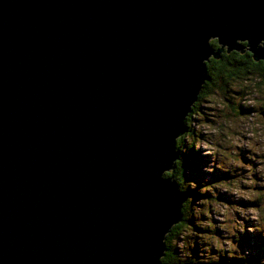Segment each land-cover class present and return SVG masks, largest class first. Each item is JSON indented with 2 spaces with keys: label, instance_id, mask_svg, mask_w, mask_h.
I'll return each instance as SVG.
<instances>
[{
  "label": "water",
  "instance_id": "1",
  "mask_svg": "<svg viewBox=\"0 0 264 264\" xmlns=\"http://www.w3.org/2000/svg\"><path fill=\"white\" fill-rule=\"evenodd\" d=\"M261 39L264 0H0V264H161L206 63Z\"/></svg>",
  "mask_w": 264,
  "mask_h": 264
},
{
  "label": "clouds",
  "instance_id": "2",
  "mask_svg": "<svg viewBox=\"0 0 264 264\" xmlns=\"http://www.w3.org/2000/svg\"><path fill=\"white\" fill-rule=\"evenodd\" d=\"M257 46L264 47V39H261ZM228 86L240 94L227 95L226 98L231 101L230 105L216 102L211 105L214 111L205 110L203 115L198 105L193 107L196 93L185 113L186 115L191 112L190 123L186 127L184 115L183 131L174 137V150L182 158L188 153L177 151V137H181L185 146L191 145L193 151L201 146H207L206 150L196 151L205 158V163L201 166L202 178H197L199 182L192 179L195 181L192 188L196 191L192 192L196 198V205L192 207L191 214L195 217L197 229L209 230L208 233H200L187 228L179 234L178 239H173L171 243L179 250L174 264H222V261L224 264H230L232 261H238L239 264H264V255H255L250 261L249 257L253 255L251 250L240 246L242 236L258 233L264 238V198L257 199V194L253 191L255 186L264 188V135L250 137L249 121L258 119L257 113L242 116L237 110L241 105L254 104L255 93L232 81L228 82ZM214 94L224 97V93ZM200 103L203 104V99ZM205 119L212 123L211 128L205 126ZM202 132L206 133L203 138L200 137ZM209 152L214 158H209ZM241 155L245 157L247 163H241ZM217 169L223 173L234 174L235 179L228 180L226 184L205 187L220 178ZM242 186L247 187L244 189ZM204 193L207 195H203ZM232 193L236 195L233 196ZM259 196L264 197V192L259 193ZM225 199L228 200L227 206L221 202ZM247 200H257V206L262 209L259 217L250 213L249 207L243 203ZM210 213L222 221L216 226L219 229L217 232L212 231ZM167 235L168 229L161 237L162 252Z\"/></svg>",
  "mask_w": 264,
  "mask_h": 264
},
{
  "label": "rangeland",
  "instance_id": "3",
  "mask_svg": "<svg viewBox=\"0 0 264 264\" xmlns=\"http://www.w3.org/2000/svg\"><path fill=\"white\" fill-rule=\"evenodd\" d=\"M264 73V72H263ZM260 71H256L254 75H249L246 78H241L238 79V81H232L235 82L236 84L240 85L242 88H248L252 92L255 93L254 95V104L252 105H241L237 109L240 112V115L242 116H252V114L255 112L258 115V119H252L249 121V128H250V137H255L259 135H264V116L262 115V112L264 111V107H261V105H264V74ZM243 77V76H242ZM214 93H224V97L222 98L220 95H215ZM240 93L236 91L234 88H230L228 86V82H222V85L220 87L214 86L212 91L209 93L208 96H206L203 99V104L200 106V113L201 115L204 114L205 110L208 112L214 111V109L211 107L216 102H220L223 104H231V101H229L226 97L227 95H239ZM205 126L207 128L212 127V123L205 119ZM206 133L202 132L200 133V137L203 138ZM207 146H201L199 149H196V151H202L206 150ZM198 154V156L194 157V165L192 168V171L190 173L191 179H197V178H202V173H201V166L205 163V158H202L199 154V152H195ZM209 158L212 159L213 154L211 152L208 153ZM241 163H247L248 161L245 159L243 155L240 157ZM217 174L220 176L219 179L215 180L212 182V184L205 185V187H214L217 184H226L228 180L230 179H235L234 174H229V173H223L219 169H217ZM197 182L198 179H197ZM195 183L194 180H189L184 183V186L186 187L189 185L192 188V185ZM244 189H246L247 186H242ZM193 189V188H192ZM196 190V189H195ZM254 193L257 194V199H261L264 197H260L259 193L264 192V188H261L259 186H255L253 189ZM203 195H207L204 193ZM233 196L236 195V193H232ZM203 198V196H201ZM188 203L191 205L190 206V211L194 205H196V198L193 196L191 197L190 195L188 196ZM243 199V198H241ZM225 203L227 206L228 200L225 199L221 201ZM244 204H246L249 209L250 213L254 216L259 217V214L261 213L262 209L257 206V200H247L243 201ZM210 215V224L213 226L212 231L217 232L219 231L216 226L220 224L222 221L217 220L215 217ZM201 219H208L205 217H201ZM193 231H199L200 233H208V229H197V226L195 224V217L193 216ZM219 234V232L217 233ZM219 239V236L216 237ZM241 248H248L251 250V253L253 255H250L249 260L251 261L253 259V256L255 255H264V238H261L258 233L254 235H245L241 237ZM222 264H224V261H222ZM230 264H239L238 261H232Z\"/></svg>",
  "mask_w": 264,
  "mask_h": 264
},
{
  "label": "trees",
  "instance_id": "4",
  "mask_svg": "<svg viewBox=\"0 0 264 264\" xmlns=\"http://www.w3.org/2000/svg\"><path fill=\"white\" fill-rule=\"evenodd\" d=\"M211 43L212 45L215 44L216 46H214L216 48L218 47L216 39L212 40ZM206 65L207 79L199 94L200 100L195 105V107L197 105L199 106V110L201 106V99H204L209 94L208 92L210 90V85L206 87L208 84L207 80H211L212 90L214 86L220 87L223 81H238V79L246 78L251 74L254 75L256 71H260L262 73L264 72V61H255L253 60L251 54H242L235 51L230 53H226L223 51L218 59L211 57L209 61H207ZM190 116L191 112L186 119V127L188 123H190ZM177 148L180 150V152H187L188 154L184 155L183 158L179 157L174 162V167L172 168V170L167 172L165 175L172 176L178 182L179 189L181 191L187 192L191 197H193L194 193L192 191L196 190L192 189L189 185L185 187L184 183H186V181L192 180L190 173L194 165V157L198 156V154L195 153L196 151H193L191 145L185 146L182 142L181 137L177 139ZM188 200L189 199L187 197L186 201L183 204L181 221L178 224L174 225L166 236L165 254L161 259V264H174V261L179 254V250L174 244L171 243L172 240L178 239L179 234H182L185 229L194 227L193 215L190 211L191 205L188 203Z\"/></svg>",
  "mask_w": 264,
  "mask_h": 264
},
{
  "label": "flooded vegetation",
  "instance_id": "5",
  "mask_svg": "<svg viewBox=\"0 0 264 264\" xmlns=\"http://www.w3.org/2000/svg\"><path fill=\"white\" fill-rule=\"evenodd\" d=\"M242 44H244V50L242 51V52H239V51H235V50H233V51H235V52H239V53H242V54H245V53H249V54H251V56H252V58H253V60H255L254 59V55H253V53L250 51V49H249V46H248V42L247 41H242L241 42ZM214 44V43H213ZM217 44H218V47H217V49L220 47V45H219V43L217 42ZM215 45V44H214ZM213 45V46H214ZM216 46V45H215ZM214 46V48H216ZM224 52H226V53H230V52H227L226 51V49H224L223 50ZM233 51H231V52H233ZM255 61H258V60H255ZM207 82H208V84H207V86L206 87H208L209 85H210V90H209V92L208 93H210L212 90H211V88H212V82H211V80L209 79V80H207ZM209 95V94H208ZM199 97H198V99L196 100V102L194 103V105H193V107H195V105L199 102ZM262 115H263V113H262ZM264 116V115H263Z\"/></svg>",
  "mask_w": 264,
  "mask_h": 264
}]
</instances>
